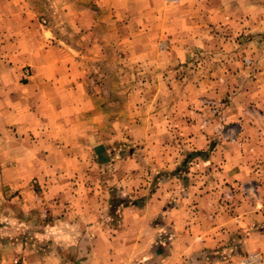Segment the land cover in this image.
Masks as SVG:
<instances>
[{"label": "rangeland", "instance_id": "374dc122", "mask_svg": "<svg viewBox=\"0 0 264 264\" xmlns=\"http://www.w3.org/2000/svg\"><path fill=\"white\" fill-rule=\"evenodd\" d=\"M37 1L45 14L54 8ZM145 1V8L166 16L165 26L177 27L176 37L189 49L180 59L172 53L177 51L165 49L171 41L160 39L167 64L158 71L155 65L131 62V50L122 45L107 48L88 67L89 97L97 107L85 113L95 125L88 128L92 133L51 146H8L0 140V159L7 156L0 161V264H148L156 262L160 244L166 246L175 231L182 239L193 223L221 244H212L215 259L264 264V218L233 219L237 212H254L255 201L264 202V189L254 179L237 188L224 185L214 209L190 204L191 218L184 215V206L174 228L163 224L162 212L150 218L146 210L159 183L174 184V177L183 187L203 181L192 176L197 157L214 149L255 153L253 143L244 149L255 132L247 133L243 123L254 124L260 112L256 102H236L234 97L249 89L264 69V0ZM49 15L56 36L66 37L60 20ZM126 28L119 27V43L130 36ZM29 75L25 67L23 78ZM134 91L139 95L133 96ZM239 107L234 120L231 113ZM134 119L140 121L137 126ZM262 131L256 130V136ZM199 136L210 140L207 148L192 150ZM17 147L20 157H28L25 161L17 160ZM143 152L151 155L150 164L130 163V157ZM20 163L23 173L16 174ZM146 166L149 174L133 181L132 173L146 171ZM38 168L44 176L31 174ZM218 212L225 217L223 223L216 220ZM160 230L164 233L158 240ZM200 237L179 240L177 248L201 249L206 242ZM186 258L178 261L190 264Z\"/></svg>", "mask_w": 264, "mask_h": 264}, {"label": "crops", "instance_id": "0c3cea01", "mask_svg": "<svg viewBox=\"0 0 264 264\" xmlns=\"http://www.w3.org/2000/svg\"><path fill=\"white\" fill-rule=\"evenodd\" d=\"M45 1L54 7L46 14L40 10L37 0H0V140L4 145L30 143L36 147L51 146L62 140L86 137L92 133L88 128L95 125L86 120L85 113L97 107L89 97L88 67L93 62L101 60L102 53L107 48L122 45L121 47L131 50V62L155 65L157 66L155 70L158 71L161 66L167 64L166 55L159 50V46L163 45L160 39L168 38L171 43H166L165 49L166 47L174 49L177 52L172 53L180 59L183 58V50L189 49H185L186 45L182 42L184 40L176 37L177 27L170 30L165 26L166 16L150 7L145 8L142 4V1L146 3L145 0ZM148 2L150 3L149 0ZM50 13L60 20L66 37L56 36V28L52 23L49 24L46 18ZM120 25L127 27V30L130 29V36L119 43ZM169 33H173L172 38L167 35ZM92 34L94 39L90 38ZM25 67L30 71L27 79L23 78ZM247 88L249 89H243L234 100L239 102L241 99L243 103L254 101L260 112L261 118L254 124L243 123L247 133L263 130L262 135L259 133L257 137V133H254L251 141L244 144V149H249L253 143L255 153L249 150L226 153L222 152V149L217 151L214 149L205 156L197 157L192 176L195 177V181L197 178L203 181H198L197 185L183 187L177 183V177H174L171 180L174 184L170 181L159 183L146 201V210L150 213V218L155 213L162 212L166 222L163 224L173 227L178 223L175 219L183 215L182 211L188 210L184 215L191 218L190 204H196L195 207H202L203 204L205 208L214 209L218 202V194L227 183L237 188L243 182L247 184L249 179H254L258 187L264 189V69L255 75L253 85L249 84ZM132 95L137 96L139 93L134 91ZM239 113L240 107L235 108L230 117L235 120ZM132 121L136 126V123L140 122L137 119ZM203 137L205 136L193 139L195 147L191 148L192 150H196V147L207 148L210 140ZM257 139L261 141L256 142ZM15 149L17 160L25 161L26 157L19 156V148ZM133 156L134 158L130 157V163L137 164L138 161L143 165L150 164L149 152ZM6 158L7 156L3 155L0 161ZM15 168L16 174L23 173L21 172L23 164L20 163ZM146 168V171L132 173V180L139 175L149 174L150 167ZM31 174L44 176L40 168L36 171L33 169ZM193 199L201 204H197ZM246 203V201L239 203L236 210L242 209ZM251 208L254 212H237L238 216L232 218L238 221L244 219L245 222L248 218L245 215H251L252 218L259 220L264 218L263 201H255ZM260 208L262 210L258 211ZM243 215L245 217L241 218ZM218 219L221 223L224 222L222 212L216 214V220ZM193 224L184 231L182 239L180 234L177 235L178 231H175L166 246L160 244L158 257L154 258L156 262L151 261L148 264H184L178 261V258L181 259L183 256H188L185 260L192 261L190 264H229L230 259H215L213 254L216 248H212V244L217 243L218 246L221 244H218L213 235L201 232L197 225ZM162 232L163 230H160L157 234L158 240H161ZM199 235L206 242L201 243L203 246L201 249L195 250L192 245L185 249L177 248L179 240L194 241ZM204 245L210 248L205 249ZM222 256L225 257L224 254Z\"/></svg>", "mask_w": 264, "mask_h": 264}, {"label": "built area", "instance_id": "2783aa9c", "mask_svg": "<svg viewBox=\"0 0 264 264\" xmlns=\"http://www.w3.org/2000/svg\"><path fill=\"white\" fill-rule=\"evenodd\" d=\"M122 264H130V263H128V262H124V263H122Z\"/></svg>", "mask_w": 264, "mask_h": 264}]
</instances>
